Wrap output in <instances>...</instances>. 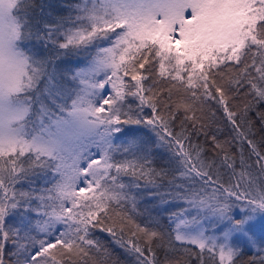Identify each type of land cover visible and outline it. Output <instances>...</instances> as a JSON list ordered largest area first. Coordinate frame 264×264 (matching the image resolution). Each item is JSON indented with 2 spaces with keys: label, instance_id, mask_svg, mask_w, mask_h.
<instances>
[{
  "label": "trees",
  "instance_id": "1",
  "mask_svg": "<svg viewBox=\"0 0 264 264\" xmlns=\"http://www.w3.org/2000/svg\"><path fill=\"white\" fill-rule=\"evenodd\" d=\"M79 1L11 2L16 25L12 44L31 78L26 87L21 74L12 92L23 104L22 122L67 113L77 95L92 96L80 85L84 79L90 82L92 74L78 70L104 57L96 54L99 38L93 33L89 43H81L83 39L64 34L81 26ZM248 32L245 59L228 71L221 89L210 78L214 88L206 92L181 86L180 77L160 63L153 70L134 63L118 69L117 96L107 110L94 115L102 125L110 124L105 126L107 155L100 160L111 180L106 185L119 186L123 196L98 199L94 208L84 202L78 235L66 243L54 242L37 264H264V245L251 248L233 242L230 256L221 260L214 247L177 237L180 217L190 215L192 198L210 190L235 204L264 205V40ZM153 46H147L139 59L156 57ZM155 68L160 76L153 73ZM56 161L38 151L0 152V186H13L15 191L19 187L23 195L17 205L28 206L32 191ZM18 207L9 213L12 218L28 212ZM12 237V232H0V264H16Z\"/></svg>",
  "mask_w": 264,
  "mask_h": 264
},
{
  "label": "rangeland",
  "instance_id": "2",
  "mask_svg": "<svg viewBox=\"0 0 264 264\" xmlns=\"http://www.w3.org/2000/svg\"><path fill=\"white\" fill-rule=\"evenodd\" d=\"M11 2L0 0V152L15 148L38 151L57 161L50 175L42 177L32 191L28 206L17 205L18 196L23 195L19 187L15 191L13 186H0V232H12L10 249L16 251V264H37L54 242L66 243L78 235L84 202L94 208L98 199L123 196L119 186L111 189L106 185L111 180L100 160L107 155L105 126L110 124L102 125L94 115L117 96L119 71L132 63L137 67L144 64L147 70L161 64L180 77L181 86L206 92L216 84L221 89L228 71L245 59L248 30L264 40V0H80L77 18L81 26L78 23L64 34L68 39H83L81 43H89L93 33L99 38L94 41L96 49L99 47L96 54L104 57L90 60L78 70L92 74L90 82H80L83 93L92 96L83 99L79 94L69 112L48 113L27 122L21 121L23 104L12 96L21 74L26 87L31 78L24 69L25 60L12 44L16 25L10 14ZM261 17L262 22L255 26ZM251 42L252 38L247 43ZM147 46H153L156 57L139 59ZM155 69L153 73L160 76V70ZM149 76L146 83L151 88ZM190 202V215L180 217L182 228L177 237L214 247L221 260L230 256L233 242L251 248L264 245V205L235 204L213 190ZM17 207L28 212L12 218L9 213ZM29 249L33 251L28 256L31 260L25 253Z\"/></svg>",
  "mask_w": 264,
  "mask_h": 264
}]
</instances>
